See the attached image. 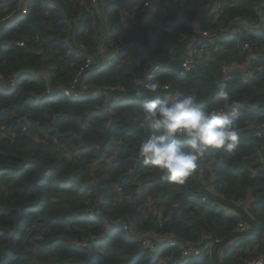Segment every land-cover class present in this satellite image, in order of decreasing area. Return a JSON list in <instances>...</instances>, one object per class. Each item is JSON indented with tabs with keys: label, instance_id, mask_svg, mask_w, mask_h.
I'll return each instance as SVG.
<instances>
[{
	"label": "trees",
	"instance_id": "trees-1",
	"mask_svg": "<svg viewBox=\"0 0 264 264\" xmlns=\"http://www.w3.org/2000/svg\"><path fill=\"white\" fill-rule=\"evenodd\" d=\"M146 1L0 0V264L264 257V0ZM23 8L27 15L8 19ZM194 44L206 56L184 73ZM103 49L117 60L87 81L83 68L97 66ZM153 64L155 93L144 82ZM217 83L235 110L237 148L211 151L183 184L163 179L138 156L154 131L143 103L191 94L218 111ZM94 164L103 167L90 181ZM240 221L253 231H238ZM189 248H204L202 256Z\"/></svg>",
	"mask_w": 264,
	"mask_h": 264
},
{
	"label": "clouds",
	"instance_id": "clouds-1",
	"mask_svg": "<svg viewBox=\"0 0 264 264\" xmlns=\"http://www.w3.org/2000/svg\"><path fill=\"white\" fill-rule=\"evenodd\" d=\"M146 87L155 93V78ZM226 89V84H216V97L225 102L224 110L216 113L205 110L196 95L174 93L164 99H147L142 105L141 119L154 131L139 144L138 156L143 164L162 170L163 179L183 184L211 151L236 149L239 132L232 119L235 110L227 104L230 96ZM137 95L143 93L138 91Z\"/></svg>",
	"mask_w": 264,
	"mask_h": 264
},
{
	"label": "rangeland",
	"instance_id": "rangeland-1",
	"mask_svg": "<svg viewBox=\"0 0 264 264\" xmlns=\"http://www.w3.org/2000/svg\"><path fill=\"white\" fill-rule=\"evenodd\" d=\"M55 10V7L54 6H49L48 8H47V11H46V17H48V15L52 12V11H54ZM29 12L27 11V9L26 8H23V9H20V10H18V11H16L15 13H13L12 15H10L9 16V18L8 19H11L13 16H15V15H19V14H21V15H27ZM98 28V27H97ZM99 30H100V28H98ZM115 43H119V41L118 40H115ZM109 52H111V54H110V57L109 58H107V59H105L104 58V56L102 55L101 57H102V59L99 57V56H97V60H98V64H97V66H92L94 63H92L91 65H90V67L89 68H87V69H89V71L88 72H86V71H84V73L82 74V77L83 76H85V78H86V80L87 81H89V79L91 78L89 75H88V73L89 72H93V71H96V70H98V68L102 65V64H107V65H112V63H114L116 60H117V57H118V54H117V52H116V50L115 49H113L112 51H109ZM108 52V53H109ZM65 57V55H62V60H63V58ZM61 59V58H60ZM66 59H69V57L68 58H66ZM70 66L71 67H75L76 66V63H71L70 64ZM96 67H97V69H96ZM86 72V73H85ZM148 82H149V75H148V80H147V83L146 84H148ZM91 85V84H90ZM48 90H51V91H47L46 92V94H44V95H50L53 91H55V89L53 88V86H50L49 88H48ZM66 93V92H65ZM66 95L68 96V97H73V96H78V95H81V96H86V95H88V94H84L83 92H80V93H77V92H73V94L72 95H68L67 93H66ZM106 109V108H105ZM39 134V138H41V139H45V137L42 135V133L41 132H39L38 133ZM101 167H103L101 164H94L93 166H92V168H91V170H90V173H89V177L91 178V180L90 181H92V180H96V178H97V176H98V171H99V169L101 168ZM228 210H229V208H228ZM153 212H154V214H156V213H158V212H156V210H153ZM253 228L254 227H252V226H250L247 230V232H252L253 231ZM177 245V243L176 242H170V244H169V247H173V246H176ZM195 257H197V258H199V257H201L202 255H194Z\"/></svg>",
	"mask_w": 264,
	"mask_h": 264
},
{
	"label": "built area",
	"instance_id": "built-area-1",
	"mask_svg": "<svg viewBox=\"0 0 264 264\" xmlns=\"http://www.w3.org/2000/svg\"><path fill=\"white\" fill-rule=\"evenodd\" d=\"M146 6L148 7H153L154 5L151 3L150 0L146 1L145 3ZM205 35H207V33H205ZM249 46L247 45L246 48H248ZM206 46L204 45H199V44H194L193 46L190 47V50L187 54V57L185 59V61L183 62V68H184V73H188L194 70V68L196 67L197 63L201 60L204 59V57L206 56ZM91 60H88V63L86 65L85 68H83L82 74L84 73V71L90 67L91 65ZM152 74L149 75V81L152 80ZM66 93L68 95H72L73 92L72 91H66ZM221 110L224 109H220L218 111H214L213 113L219 112ZM249 228V225L247 224V222L245 221H240L239 223V227H238V231H246ZM203 249L204 248H189L187 249V251H185L184 253L187 255L189 250H191V252L194 253V255H201L203 253ZM226 249H229L228 247ZM248 264H264V257L260 258V259H256L253 260L251 262H249Z\"/></svg>",
	"mask_w": 264,
	"mask_h": 264
},
{
	"label": "crops",
	"instance_id": "crops-1",
	"mask_svg": "<svg viewBox=\"0 0 264 264\" xmlns=\"http://www.w3.org/2000/svg\"><path fill=\"white\" fill-rule=\"evenodd\" d=\"M219 1H222V0H219ZM246 22V21H245ZM259 26L261 27V24L259 23L256 27L257 28H259ZM253 36H260V34L259 33H257V32H255V33H253ZM220 36H218L217 37V41H220V39H218ZM224 39H227V36L226 35H224L223 36V38H221V40H224ZM101 45V44H100ZM108 50H105V49H103V56H104V58L105 59H107V58H109L110 57V54H111V52H109ZM153 66V72H152V75H154V73L159 69V66H157V65H155V64H153L152 65ZM22 76V73H19V74H17L16 75V77L14 78V79H16L17 77L18 78H20ZM13 81L14 80H12L8 85H9V89L11 90V88H12V85H13Z\"/></svg>",
	"mask_w": 264,
	"mask_h": 264
},
{
	"label": "water",
	"instance_id": "water-1",
	"mask_svg": "<svg viewBox=\"0 0 264 264\" xmlns=\"http://www.w3.org/2000/svg\"><path fill=\"white\" fill-rule=\"evenodd\" d=\"M96 69H97V67H96ZM153 66L147 71V73L145 74V77H144V82H145V84L147 83V80H148V75L151 73V72H153ZM47 172V169H44V173H43V175H42V177L45 175V173ZM60 175L62 176V174L60 173ZM63 177V176H62ZM66 180H70V178H68V179H66ZM87 214V213H86Z\"/></svg>",
	"mask_w": 264,
	"mask_h": 264
}]
</instances>
